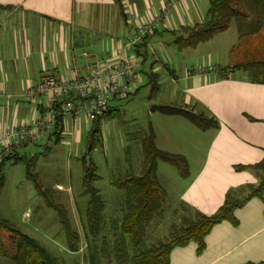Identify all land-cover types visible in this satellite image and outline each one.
I'll use <instances>...</instances> for the list:
<instances>
[{
  "label": "crops",
  "instance_id": "obj_1",
  "mask_svg": "<svg viewBox=\"0 0 264 264\" xmlns=\"http://www.w3.org/2000/svg\"><path fill=\"white\" fill-rule=\"evenodd\" d=\"M209 1L0 0V143L13 128L32 125L46 111L47 97L29 100L26 94L48 73L71 78V70L76 68L81 75H89L97 62L115 64L123 56L133 55L147 77L148 73L158 75L152 89L168 93L166 104L150 108L154 119L149 126L155 132L157 147L184 155L188 175L195 176L184 191L183 211L189 206L191 214L209 216L226 201L244 200L233 209L232 218L210 228L203 249L194 240L177 245L170 252L169 264L264 262V190L246 199L263 173L255 166L264 159V22L245 32L234 19L211 39L179 48L173 31L203 22ZM166 4L170 6L164 19L145 39L148 48L161 44L164 54L154 51L156 62L147 72L134 45L127 43L136 26L159 16ZM90 30L94 36L86 33ZM167 35L172 38H165ZM166 44L173 54H167ZM120 98L113 97L111 107L119 108L112 102ZM158 105L188 108L216 124L201 128L182 114L155 109ZM63 117L64 126L87 122L85 117L70 113ZM45 138L52 140L48 134ZM29 144L18 146L14 154L22 156L20 151ZM139 150L140 165L135 171L142 168L140 146ZM84 217L85 221L86 214Z\"/></svg>",
  "mask_w": 264,
  "mask_h": 264
},
{
  "label": "rangeland",
  "instance_id": "obj_2",
  "mask_svg": "<svg viewBox=\"0 0 264 264\" xmlns=\"http://www.w3.org/2000/svg\"><path fill=\"white\" fill-rule=\"evenodd\" d=\"M91 31L86 33L94 36L95 32ZM169 37L172 38L170 35L165 38ZM153 45L148 48L149 56L144 61L147 72H150L151 65L156 62L152 55L154 51L156 50L159 55L164 54L161 51V44ZM166 46L167 54H173L172 48L169 49L168 44ZM173 46L178 49L175 44ZM142 57L138 58L140 63L144 59ZM141 67L139 70L142 79L137 80L129 93L119 95L121 98L112 102L121 109V114L106 119L102 126L101 144L88 155L98 167L100 179L95 184L100 190V196L106 201L104 214L107 227L97 240L85 235L83 222L84 209L89 197L84 195L81 184L83 181L81 158L87 152V133L90 129L88 121L83 120L84 123L81 125L77 122L73 127L65 125L63 137L58 142L54 137L51 141L45 138L37 143H31L20 151L25 159L17 163L12 159L4 165L5 183L0 193V216L11 222L15 228L40 241L63 264H92L90 253L93 252V247H97L100 253L97 264H117L115 261H108L113 258L110 246L102 247L103 242L108 241L114 245V225L123 215L120 207L124 201L125 191L112 182L122 178L130 170L140 172L135 171L140 165L139 145L132 140L130 133L149 127L154 119L150 111L151 105L166 104L164 98L166 99L168 94L164 93L165 89L162 92L152 89ZM160 114L155 112V115ZM28 164L31 165V176L27 174ZM158 166L159 181L166 189L167 196L161 216L154 218L145 230V241L139 244L141 249H147L160 240L166 241L170 238L173 223H180L183 216L195 214H191L189 206L184 207V211L181 207L184 191L189 188V183L195 176L192 174L182 176L173 165L163 160L158 161ZM58 184L62 185V189L58 190ZM58 191L62 194H57ZM45 196L51 198L53 204H62L71 218V223L80 236V249L77 252L65 248L66 236L61 227L58 211L54 206L48 205ZM27 211L30 212L29 217L26 215ZM4 236L7 241L6 232ZM89 245L92 248H89ZM134 248L133 246L130 249L134 251ZM0 264L14 263L7 257L0 256Z\"/></svg>",
  "mask_w": 264,
  "mask_h": 264
},
{
  "label": "trees",
  "instance_id": "obj_3",
  "mask_svg": "<svg viewBox=\"0 0 264 264\" xmlns=\"http://www.w3.org/2000/svg\"><path fill=\"white\" fill-rule=\"evenodd\" d=\"M209 2L210 6L203 22L173 31L174 42L179 48L194 47L200 42L211 39L217 33L224 31L234 19L238 21V24L242 26V30L245 32L258 28L264 22V0H210ZM259 8H263V10L261 11ZM251 15H253L252 19ZM245 25L249 28L245 29ZM148 35L133 46L136 56L138 58L143 56L142 58L144 59L142 61H145L149 55L147 43H145ZM148 74V84L153 83V86H155L158 75L155 73ZM117 97H119V93L114 94V98ZM68 98L75 99L73 96L65 97V99ZM62 104L63 101L58 102L55 106L56 109L62 110ZM155 109L167 114H182L201 128L216 124L213 119L188 108L158 105L155 106ZM115 110L117 111L116 113ZM115 114L120 115L121 109H114L109 103L103 113L96 115L92 119L89 132L87 133V152L81 158L83 165V181L81 184L83 185V193L89 197L87 208H85L86 220L83 222L86 229L85 235L93 240H97L100 234H104L106 230L104 214L106 201L100 196V190L95 184L100 179V174L97 171L98 167L91 158H89V164L85 158L91 155L97 145L101 144L103 123ZM63 116L64 113L62 112L57 117L54 129L48 134L49 139L55 137L57 142L62 139V134H64ZM60 126L62 127L60 128ZM130 137L141 148L142 168H140L141 171L139 173L130 170L122 178L112 182L114 185L123 188L125 193L123 194L124 201L120 207L123 215L121 220H117V224L114 225L115 243L113 245L110 241L107 243L103 242L102 247L110 246L113 254V258H108V261H115L117 264H169L170 252L177 245H184L186 242L194 240L199 244V249H203L205 244L203 241H205L206 235L211 230L210 228L223 219L232 218L233 209L236 206H241L244 200L226 201L216 213L209 216L200 212H196L194 216H184L180 223H173L169 239L160 241V243L154 244L147 249H141L139 244L145 241V230L154 218L161 216L167 195L166 189L159 181L156 169L158 161L163 160L175 165L182 176L188 175L189 165L184 155L173 154L157 147L155 132L151 126L143 130L134 131L130 134ZM27 144H20L19 146ZM17 147H13L12 151L0 162V193L5 183L4 165L6 162L13 159V162L17 163L25 159L24 156L14 154ZM257 166L263 169V173L259 175L258 186L250 189L251 192L246 199L254 194L261 195L264 190V159L257 163L255 167L257 168ZM30 169L31 165L28 164L27 174L31 176ZM39 191L44 194L40 188ZM44 198L48 205L54 206L58 211L60 223L65 229V236H67L68 240L69 247L67 248L71 251H78L80 249V236L72 226V223H70V218L66 210H64L65 208L60 203L53 204L54 202L48 196ZM4 232L8 235L6 237L7 241L3 238L5 237ZM90 246L88 247L92 248ZM133 246L136 251L131 250ZM93 248V252L90 253V260L92 264H97L100 253L97 247ZM0 256L7 257L14 264H63L40 241L15 228L11 225V222L1 216ZM245 264H264V262H249Z\"/></svg>",
  "mask_w": 264,
  "mask_h": 264
},
{
  "label": "built area",
  "instance_id": "obj_4",
  "mask_svg": "<svg viewBox=\"0 0 264 264\" xmlns=\"http://www.w3.org/2000/svg\"><path fill=\"white\" fill-rule=\"evenodd\" d=\"M169 6L170 4H166L159 16L139 23L127 45H135L151 33L155 25L164 19ZM76 70L72 68L74 76L71 78H59L52 72L48 73L38 84L28 89L26 96L29 100L47 97L48 108L32 125L15 127L9 131L6 140L0 143V162L13 147L45 138L54 129L55 121L62 112L78 118L85 117L91 125L92 119L106 110L115 93L125 95L140 78L137 59L133 55H125L115 64L97 62L89 75H81ZM68 96L75 99H65ZM60 101H63L62 110L55 107Z\"/></svg>",
  "mask_w": 264,
  "mask_h": 264
},
{
  "label": "water",
  "instance_id": "obj_5",
  "mask_svg": "<svg viewBox=\"0 0 264 264\" xmlns=\"http://www.w3.org/2000/svg\"><path fill=\"white\" fill-rule=\"evenodd\" d=\"M90 156H87L85 159H87L88 164L90 163Z\"/></svg>",
  "mask_w": 264,
  "mask_h": 264
}]
</instances>
